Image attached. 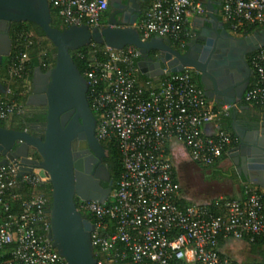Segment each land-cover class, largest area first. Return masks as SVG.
<instances>
[{
  "label": "built area",
  "instance_id": "2783aa9c",
  "mask_svg": "<svg viewBox=\"0 0 264 264\" xmlns=\"http://www.w3.org/2000/svg\"><path fill=\"white\" fill-rule=\"evenodd\" d=\"M108 2L47 0L63 27L89 29L99 27ZM205 14L201 0H151L135 27L142 41L159 37L183 50L193 34L188 17ZM219 16L230 33L246 38L264 30V0H222ZM87 47L81 76L95 119L94 136L117 146L122 168L103 204L78 200L76 207L93 219L96 264H246L223 255L219 244L221 239L252 243L264 238V189L245 183L241 199L187 204L169 152V144L177 141L192 163L208 168L220 163L233 146L221 124L232 106L208 100L191 70L165 69L157 78L148 77L137 67L140 54L134 47ZM28 63L26 53L14 56L9 80L27 84ZM248 64L252 77L242 103L264 105V46ZM25 112L7 88L0 94V122ZM20 166L15 159L0 166V264H67L49 238L50 197L39 189L49 183L48 175L33 169L20 176Z\"/></svg>",
  "mask_w": 264,
  "mask_h": 264
},
{
  "label": "water",
  "instance_id": "95a60500",
  "mask_svg": "<svg viewBox=\"0 0 264 264\" xmlns=\"http://www.w3.org/2000/svg\"><path fill=\"white\" fill-rule=\"evenodd\" d=\"M203 1L207 18H196L199 34L204 32L203 25L207 23L217 36L230 37L223 22L216 16V2ZM128 5V0L123 3L115 0L112 11L102 26L89 29L81 25L58 29L51 26L47 0H0V66L3 59L11 53L10 23L35 24L54 49V66L47 72H43L40 67L33 70L31 85L34 89L25 101L26 107L46 109L42 138L30 134L26 129L0 127V166L15 159L21 165L20 176L33 169H41L48 175L49 238L52 247L67 264H96L90 238L94 226L77 211L74 199L103 204L110 194L109 190L101 195H88L85 192L88 185L83 182L90 183L91 179L97 181L99 177L96 174L93 178L81 175L79 171L82 166L80 162H75L78 154H72L76 140L79 141L80 151L89 148L94 153L101 149L94 136V117L86 99L87 84L71 57V52L91 43L105 45L114 50L134 47L140 54L137 67L141 74L148 77L157 78L165 69L170 72L194 70L208 100L233 106L230 128L237 144L230 150L229 158L242 169L249 183L264 189V120L246 119L244 127L238 123L237 110L234 109L235 105H240V109L249 108L242 105V96L248 81L239 93L233 86L226 89L207 87L204 82L205 71L196 64L189 63L187 52L172 48L163 38L153 37L145 41L140 39L135 27L141 15L140 6L136 3V10L131 11L130 18L126 19L124 9H128ZM241 41L246 45L243 56L250 55L264 46V30ZM40 80L44 81L42 88H38ZM5 91L6 87L0 82V94H5ZM249 121L258 126V129L248 130ZM243 132L255 139L244 138ZM31 156L32 159L29 158ZM88 171L89 167L85 162V172Z\"/></svg>",
  "mask_w": 264,
  "mask_h": 264
},
{
  "label": "flooded vegetation",
  "instance_id": "af4514ba",
  "mask_svg": "<svg viewBox=\"0 0 264 264\" xmlns=\"http://www.w3.org/2000/svg\"><path fill=\"white\" fill-rule=\"evenodd\" d=\"M120 1L122 3L124 2V0H120ZM213 1L216 2L217 4V6H215L217 11L216 16L219 20H221L219 16V10L222 0H213ZM148 2L149 0H144V1L128 0V4H129L128 9H124L127 15L126 19L130 18L129 15L131 11L136 10L135 7L136 3L139 4L142 14ZM114 4H115V0H109L107 6V12L99 26H102L105 23L106 19L108 18L109 14L112 11V5ZM203 28L207 30L204 29V32L202 34H199L198 32L199 30H195L192 34V37H190V39L186 42L185 48L179 51L187 52L189 63H194L205 71L204 82L207 87L226 89L233 86L238 93L241 92L243 90V87H245L247 81L249 83V79L252 75L251 69L248 64L249 55L243 56V53L245 51L244 48L246 46L245 43L241 41L243 38L235 36L232 33H230L225 27V24H224L225 31L230 35V37L228 35L217 36L215 32H212V30H210L208 24L203 25ZM41 70L43 72H47L50 69H41ZM191 73L193 74V78H197L198 80V74L194 70H191ZM43 86H44V81L40 80L38 84V88H42ZM26 88L28 92L27 96H29L31 91L34 89V87H32L31 85V79L26 84ZM28 108L32 112H42V113L46 112V109L44 107H28ZM72 116L73 114L71 115V117ZM248 120H253V118L252 117L248 118ZM67 123L68 121L66 122V124ZM238 123L242 124V120L240 118H238ZM66 124H64V126H66ZM43 125L44 122L30 125L26 130L30 134L42 138ZM248 129L249 130L258 129V126H255V124L249 121ZM249 138L255 139V137L248 135V139ZM98 142L100 144L101 149L94 153L89 148L80 151L78 148L79 141L77 140L74 150L72 149V154H78V156L75 159V162H80L82 166V170L79 171V173L84 177L93 178L95 174L98 175L99 177L97 181L91 179L92 182L90 183L83 182L84 185H88V188H85V192L88 195L90 194L101 195L103 192H106L107 190H109L111 193L114 188V177L112 172V168L114 166L113 156L109 153V151L104 147V145L100 141ZM32 155L36 157L34 152H32ZM85 162L88 164L89 167L88 172H85ZM102 168H104L105 170L103 171ZM239 172L241 175L244 174L242 169L240 167H237L236 173L239 174ZM74 201L75 203H77L78 199L75 198Z\"/></svg>",
  "mask_w": 264,
  "mask_h": 264
},
{
  "label": "trees",
  "instance_id": "16d2710c",
  "mask_svg": "<svg viewBox=\"0 0 264 264\" xmlns=\"http://www.w3.org/2000/svg\"><path fill=\"white\" fill-rule=\"evenodd\" d=\"M150 1L148 2L145 10L148 8ZM144 10V11H145ZM51 15V26L54 28L62 29L63 26L60 27V23L56 20L53 11H50ZM227 28V25H225ZM263 28H258L256 31H259ZM253 31V30H252ZM9 36L12 41L11 46V53L7 58L3 59V62L0 66V81L10 91V97L15 100L18 103L23 104V106L26 109L25 115L20 118H13L8 122H0V127H7L14 130H23L28 129L30 125H34L37 123H41L45 121V115L46 112H32L28 107L25 105L26 97L28 95L26 84L23 82L22 79H15V80H9L8 78V68L14 58L19 53H26L29 57V63L27 65L28 68V80L31 79V75L33 70L36 67H40L41 69H45L42 67V64H47L46 69H51L54 66V49L52 45L49 43V41L44 36L43 32L39 27H37L35 24L32 23H10V29H9ZM189 39L187 38V41ZM168 44L170 41H167ZM87 50L88 47H83L81 49H78L76 51L71 52L72 60L79 71V73L82 75L84 69L87 67L88 62V56H87ZM251 55V54H250ZM249 55V56H250ZM140 60V59H139ZM193 81L198 85L199 82L197 78H193ZM248 107H251L252 112L248 114V118H253L256 121L258 120V116L262 112V108H264V105H253V104H244ZM230 123H231V116L222 120V127L223 129L233 138V134L230 130ZM234 140V138H233ZM235 141H233L232 145ZM104 147L109 151V153L113 156V177H114V187L116 182L119 179L120 173L122 171L121 168V156L119 153V150L115 144L112 142H101ZM218 164V163H217ZM217 164H215L212 168H214ZM204 169H208V167H203ZM211 168V167H210ZM39 189L44 190V192L50 197V184H46L43 187H40ZM22 192L27 194L30 193V191L27 188H22ZM77 203H75L77 207ZM17 205L14 206V210H16ZM211 211L216 212L217 209L213 208ZM80 214L86 218L87 220H90L93 222V219L83 213L80 212ZM252 248L254 250L261 251L262 250V262L259 263H246V264H264V238H256L252 243H250ZM122 264V263H119ZM127 264V263H125Z\"/></svg>",
  "mask_w": 264,
  "mask_h": 264
},
{
  "label": "crops",
  "instance_id": "0c3cea01",
  "mask_svg": "<svg viewBox=\"0 0 264 264\" xmlns=\"http://www.w3.org/2000/svg\"><path fill=\"white\" fill-rule=\"evenodd\" d=\"M204 5H205V2H204ZM196 18L197 16L188 17V20L192 26L193 32L197 30V23L195 22ZM202 18L206 19L207 18L206 14L202 16ZM205 24L207 23H204V25ZM251 77L249 79V83L251 81ZM242 104L244 105V103ZM235 106L236 107L234 109L237 110V119L240 118L242 120L241 125L246 127V124L244 121L248 119L247 118L248 114L252 112L251 107L245 110V109H240L237 105ZM257 118L258 120H264V108H262V112ZM247 129H248V126H247ZM247 129L246 131L249 130ZM204 130L206 133H208L210 130V127L207 126ZM231 133L233 134L232 130H231ZM242 134L244 135V138L248 137L246 135L247 132H243ZM233 138L235 142L232 148H234L237 144V139L235 138V136ZM169 152H170L172 163L176 169L177 177H179L178 173H179L180 167H185L184 169H189V165H192L194 168L198 166L190 161L185 148L183 147V145H181V143L177 141H172L169 144ZM186 158L188 159V161L186 160ZM237 167L238 165H235L233 163L232 159L229 158V155L225 157L224 159H222L221 162L218 163L214 168L211 167L208 169H204L203 167H201L203 173L204 174L206 173V180L204 179L203 184L199 188L187 187L186 184L183 186L180 178H178L179 183L182 188V193H183L185 202L187 204H192V205L210 206V205H213V203L216 200L223 199V198L224 199H241L243 197V186L245 183H249V181L245 178L244 174L241 175L240 173L239 174L236 173ZM193 171L196 172V170H193ZM219 248H220V252L223 255L230 257L231 259L235 260L238 263H259V262H262V259H263L262 250L261 251L254 250L251 244L245 241H238L234 239H221Z\"/></svg>",
  "mask_w": 264,
  "mask_h": 264
},
{
  "label": "rangeland",
  "instance_id": "374dc122",
  "mask_svg": "<svg viewBox=\"0 0 264 264\" xmlns=\"http://www.w3.org/2000/svg\"><path fill=\"white\" fill-rule=\"evenodd\" d=\"M61 26L62 25L60 24V27ZM186 160L188 161L187 158ZM184 168L185 167H180L178 173L179 175L178 178H180L183 186L186 184L187 187H191V188L201 187V185L204 182V179L206 180V173L205 174L203 173L201 166H196V168H194L192 165H189V169H184ZM193 170H196V172H194Z\"/></svg>",
  "mask_w": 264,
  "mask_h": 264
}]
</instances>
